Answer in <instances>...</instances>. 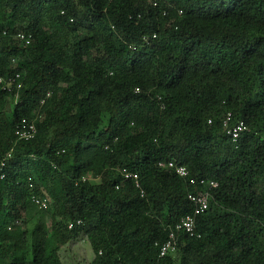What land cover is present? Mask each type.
Here are the masks:
<instances>
[{
	"label": "trees",
	"instance_id": "trees-1",
	"mask_svg": "<svg viewBox=\"0 0 264 264\" xmlns=\"http://www.w3.org/2000/svg\"><path fill=\"white\" fill-rule=\"evenodd\" d=\"M16 73L0 83V264H64L79 237L84 264H264V0H0V76ZM190 178L217 182L199 236L161 256Z\"/></svg>",
	"mask_w": 264,
	"mask_h": 264
},
{
	"label": "built area",
	"instance_id": "built-area-1",
	"mask_svg": "<svg viewBox=\"0 0 264 264\" xmlns=\"http://www.w3.org/2000/svg\"><path fill=\"white\" fill-rule=\"evenodd\" d=\"M19 38L25 39L26 36L23 33H19ZM29 42V37L26 39V43ZM14 61V59H13ZM19 78V74L16 73L14 77H8L6 80L2 76H0V83L4 82L7 87L12 85V82ZM16 86L20 88L21 83L17 82ZM229 119V114L227 116ZM245 128L243 122L236 123L233 127L228 130V133L231 135V139L235 141L239 135V133ZM35 133V126L33 123L28 122L25 118L21 120V124L17 126L15 129V134L19 138H32ZM10 156L8 153L6 157L0 160V180L5 177L4 166L6 164L7 158ZM160 165H165L164 163H160ZM168 167H171L175 170V172L182 177L188 176V171L184 166L176 165L172 161H169L166 164ZM125 177H133L137 178L136 174H130L125 172ZM138 185L137 182H135ZM190 183L193 184V191L187 194L188 199L193 204V211L190 214L185 215L180 219V221L175 225L174 229L170 230L168 233L167 240L162 243L160 247V255L163 256L166 253L174 252L177 246V233L179 231H184L188 233L190 236H199L196 232V216L204 213L209 205V199L211 194L209 192L210 188L216 187L217 182L214 180L208 179H196L190 178ZM207 187L208 189H206ZM32 203L40 209H46L48 207V199L46 197L31 195Z\"/></svg>",
	"mask_w": 264,
	"mask_h": 264
},
{
	"label": "rangeland",
	"instance_id": "rangeland-1",
	"mask_svg": "<svg viewBox=\"0 0 264 264\" xmlns=\"http://www.w3.org/2000/svg\"><path fill=\"white\" fill-rule=\"evenodd\" d=\"M41 215H43V213H41ZM28 225L30 227L31 223H29ZM76 245L78 247H75ZM86 245L88 246V251H89L88 255H87V250L85 251L83 249L80 242L77 241V243H74L73 241V242L68 243V245L60 252L63 263L64 264H84L86 260V256H88L87 260H90L93 253L87 242H86Z\"/></svg>",
	"mask_w": 264,
	"mask_h": 264
},
{
	"label": "crops",
	"instance_id": "crops-1",
	"mask_svg": "<svg viewBox=\"0 0 264 264\" xmlns=\"http://www.w3.org/2000/svg\"><path fill=\"white\" fill-rule=\"evenodd\" d=\"M74 241V243H77V241L78 242H80V244L82 245V247H83V249L86 251V250H88V246L86 245V242H85V238H84V241L82 240V238L81 237H79V238H77V239H75V240H73ZM73 241H71V242H73ZM73 244V243H72ZM75 247H78L77 245L75 246ZM77 249V248H76ZM63 250V249H62ZM61 250V251H62ZM60 251V252H61ZM61 256V255H60ZM88 256H86V260H85V262H87L88 260Z\"/></svg>",
	"mask_w": 264,
	"mask_h": 264
}]
</instances>
